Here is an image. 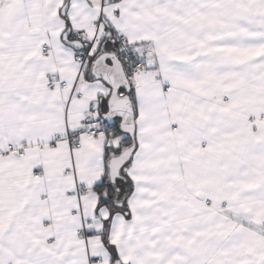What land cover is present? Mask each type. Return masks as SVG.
I'll return each mask as SVG.
<instances>
[{
  "label": "snow or ice",
  "instance_id": "6c2138e0",
  "mask_svg": "<svg viewBox=\"0 0 264 264\" xmlns=\"http://www.w3.org/2000/svg\"><path fill=\"white\" fill-rule=\"evenodd\" d=\"M0 264H264V0H0Z\"/></svg>",
  "mask_w": 264,
  "mask_h": 264
}]
</instances>
